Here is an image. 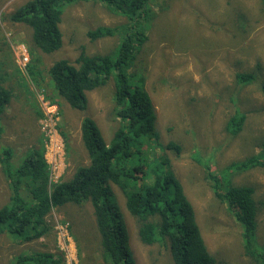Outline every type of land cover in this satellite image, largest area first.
Listing matches in <instances>:
<instances>
[{"label":"rangeland","instance_id":"rangeland-1","mask_svg":"<svg viewBox=\"0 0 264 264\" xmlns=\"http://www.w3.org/2000/svg\"><path fill=\"white\" fill-rule=\"evenodd\" d=\"M27 0H0V64L10 63L16 82L4 119L8 147L18 163L29 146L42 148L51 170L52 182H60L76 165L88 164L79 140L80 120L88 116L97 124L108 143L120 126L113 115V82L86 93L87 107L75 112L56 96L46 69L56 60L71 63L81 50L86 55L114 56L126 32L125 18L98 0H78L64 6L59 25L60 49L43 54L33 48L30 29L8 20V15ZM263 0H159L148 28V39L136 54L134 69L145 76L144 87L153 103L155 127L162 144L178 143L179 156L166 151L173 173L192 204L197 224L216 264H257L243 252L240 228L218 201L203 165L224 187L250 185L259 205L264 202V175L250 169L225 172L231 163L245 162L260 152L264 139V4ZM150 26V25H149ZM97 27L114 31L112 36L91 40L87 32ZM24 46L29 56L26 70L16 63L15 48ZM19 48V47H18ZM39 60L40 76L27 72ZM32 60V61H31ZM132 67V69H133ZM131 69V70H132ZM252 72L254 81L237 85L235 74ZM59 104V123L49 139L42 133L40 103ZM35 112L38 118H35ZM241 113L246 119L238 135L225 130L228 119ZM37 123V126H36ZM4 143V142H3ZM36 143V144H35ZM5 147L0 143V148ZM234 161V162H233ZM71 174L68 175V177ZM114 201L122 216L136 264H172L165 246L143 244L136 219L127 211L122 192L111 185ZM9 190L0 173V205ZM258 216L254 248L264 255V205ZM49 230L37 241L20 244L0 236V264L29 250L61 251L65 264H104L98 262L99 244L90 204L54 208L46 216ZM70 226V230H69ZM94 240V241H93ZM259 263V262H258Z\"/></svg>","mask_w":264,"mask_h":264},{"label":"trees","instance_id":"trees-1","mask_svg":"<svg viewBox=\"0 0 264 264\" xmlns=\"http://www.w3.org/2000/svg\"><path fill=\"white\" fill-rule=\"evenodd\" d=\"M75 1L78 0H27L7 18L27 26L33 48L48 55L60 49L62 11L65 5ZM98 1L126 20L127 29L121 36L117 53L88 56L81 50L73 63L56 60L46 73L56 96L78 113L87 107L86 93L101 87L110 78L114 88L112 112L120 126L106 143L95 121L88 116L82 117L80 138L88 164L78 166L67 181L52 182L42 148L30 147L16 164L12 161V148H0V168L9 190L8 199L0 205V236L7 235L20 244L32 243L47 234L46 216L54 208L68 204L81 206L88 202L97 230L95 240L101 259L98 262L136 264L114 201L111 185H115L125 198L127 211L136 219L138 237L143 244L165 246L172 264H216L206 247L194 208L166 154L170 151L179 156L182 149L174 141L161 143L155 127L154 106L144 87L145 76L133 67L139 48L148 39L147 31L155 16L154 4L159 0ZM113 33L108 28L97 27L88 31L87 37L96 40ZM32 60L34 67L29 66L27 72L39 77L45 69L39 71V60ZM11 66L13 61L0 64V115L9 105L16 86ZM234 77L236 84L243 87L255 79L252 72L236 73ZM260 91L264 95V81ZM55 105L58 110L59 104ZM57 114L59 123L60 115ZM245 119L241 113L231 116L225 125L228 135H238ZM259 148L258 155L245 162L231 163L225 172L242 173L258 168L264 175V139ZM203 169L213 184L215 197L240 228L244 254L258 261L257 264H264V255L254 248L257 219L264 202L258 204L252 186L230 184L224 187L208 165H203ZM8 264L65 262L61 251H31L13 256Z\"/></svg>","mask_w":264,"mask_h":264},{"label":"built area","instance_id":"built-area-1","mask_svg":"<svg viewBox=\"0 0 264 264\" xmlns=\"http://www.w3.org/2000/svg\"><path fill=\"white\" fill-rule=\"evenodd\" d=\"M19 47V48H18ZM16 63L21 68L25 70L27 63L29 62V56L24 46L21 45L15 48ZM40 108L42 112V118L40 119V128L42 133L49 139L50 135L55 131V125L58 121V110L56 105L51 104L46 100H42L40 103Z\"/></svg>","mask_w":264,"mask_h":264},{"label":"crops","instance_id":"crops-1","mask_svg":"<svg viewBox=\"0 0 264 264\" xmlns=\"http://www.w3.org/2000/svg\"><path fill=\"white\" fill-rule=\"evenodd\" d=\"M66 104V103H65ZM67 105V104H66ZM7 108H9L8 106L7 107H5V109H4V111L1 113V115H0V143L1 144H3L5 147H8V141H10V140H12V138L13 137H11L9 140H5L6 138H5V136H4V133H5V131H6V127H7V120L6 119H4V117H5V115H6V110H7ZM35 118L37 117L38 118V116H37V113L35 112ZM6 126V127H5ZM36 126H37V123H36ZM79 140H80V142H81V138H80V130H79ZM4 142V143H3ZM36 144V143H35ZM81 144H82V142H81ZM32 146H35V145H32ZM32 146H29V148L30 147H32ZM82 147H83V144H82ZM28 148V149H29ZM83 150H84V152H85V154L87 155V153H86V151H85V149H84V147H83ZM26 152V151H25ZM24 154V153H23ZM13 157H14V155H13ZM13 157H12V161H13ZM88 157V156H87ZM20 162V161H19ZM18 162V163H19ZM87 165V164H86ZM86 165H76V166H74L64 177H63V179H62V181H67V180H70L71 178H72V175H73V173H74V171L76 170V168L78 167V166H86ZM0 173L1 174H3L2 173V171H1V168H0ZM69 174H71L69 177H68V175ZM25 244H27V243H25ZM31 251H39V252H43V250H35V249H31V250H29V252H31ZM46 251H52V250H46Z\"/></svg>","mask_w":264,"mask_h":264},{"label":"bare ground","instance_id":"bare-ground-1","mask_svg":"<svg viewBox=\"0 0 264 264\" xmlns=\"http://www.w3.org/2000/svg\"><path fill=\"white\" fill-rule=\"evenodd\" d=\"M42 125H40V127H41Z\"/></svg>","mask_w":264,"mask_h":264},{"label":"clouds","instance_id":"clouds-1","mask_svg":"<svg viewBox=\"0 0 264 264\" xmlns=\"http://www.w3.org/2000/svg\"><path fill=\"white\" fill-rule=\"evenodd\" d=\"M26 70V69H25ZM54 183H56V182H54Z\"/></svg>","mask_w":264,"mask_h":264}]
</instances>
